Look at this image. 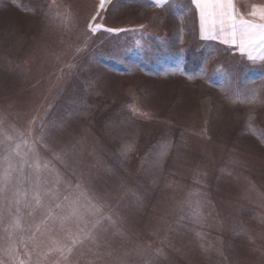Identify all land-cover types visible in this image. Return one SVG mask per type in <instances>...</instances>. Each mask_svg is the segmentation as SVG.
I'll use <instances>...</instances> for the list:
<instances>
[{"label": "rangeland", "instance_id": "1", "mask_svg": "<svg viewBox=\"0 0 264 264\" xmlns=\"http://www.w3.org/2000/svg\"><path fill=\"white\" fill-rule=\"evenodd\" d=\"M253 6L233 0L264 23ZM251 55L202 39L192 0H0V264H264V59ZM36 158L60 193L48 219Z\"/></svg>", "mask_w": 264, "mask_h": 264}, {"label": "snow or ice", "instance_id": "2", "mask_svg": "<svg viewBox=\"0 0 264 264\" xmlns=\"http://www.w3.org/2000/svg\"><path fill=\"white\" fill-rule=\"evenodd\" d=\"M110 0H99V7L104 8L106 3ZM154 6L163 7L169 0H152ZM192 3L199 9L200 14V28L201 38L215 40L220 39L225 44L238 45L239 50L244 53L248 52L249 58L252 59L251 50L260 49L262 55L259 59H264V23H254L243 18H237V15L233 11V0H192ZM252 16H259L260 20H264V6H253L251 12ZM95 19V18H93ZM102 25H96L95 28L89 24V28L95 32L99 30ZM143 28V25L140 26ZM107 31H127L126 29H106ZM139 43V42H137ZM10 139V137H9ZM19 147V145H17ZM36 172L35 187L33 190V200L38 208L46 210V219L52 218L51 207L55 203V207L59 208L61 205L57 203L60 200V193L58 189L47 188L42 186L40 180L41 164L39 158L35 159L32 165ZM44 168L48 165L45 163ZM26 195V193H25ZM84 194L81 192L77 197L71 201L69 205V213L67 216L59 217L61 226L65 220L70 217L79 216V208L85 207L80 203V197ZM64 200H68L67 196L63 197ZM90 207H95L90 205ZM98 212L99 209H96ZM44 221H42L43 223ZM100 223L99 220L95 222L93 227ZM84 239H91L95 242L96 237L91 232L86 233ZM81 239H73L72 244L82 243ZM63 251L62 249H58ZM71 248H68V252H71Z\"/></svg>", "mask_w": 264, "mask_h": 264}]
</instances>
